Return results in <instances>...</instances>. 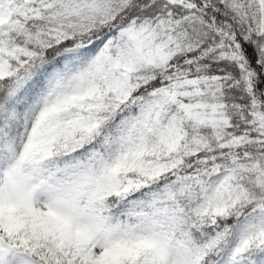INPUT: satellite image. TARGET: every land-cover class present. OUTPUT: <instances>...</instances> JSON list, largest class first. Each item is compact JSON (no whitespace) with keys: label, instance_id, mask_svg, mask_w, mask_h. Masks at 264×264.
<instances>
[{"label":"snow or ice","instance_id":"1","mask_svg":"<svg viewBox=\"0 0 264 264\" xmlns=\"http://www.w3.org/2000/svg\"><path fill=\"white\" fill-rule=\"evenodd\" d=\"M0 264H264V0H0Z\"/></svg>","mask_w":264,"mask_h":264}]
</instances>
